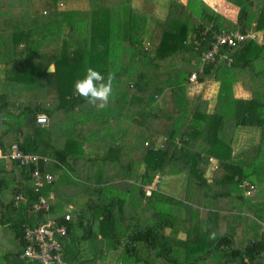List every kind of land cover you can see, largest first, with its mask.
Here are the masks:
<instances>
[{"label": "trees", "instance_id": "1", "mask_svg": "<svg viewBox=\"0 0 264 264\" xmlns=\"http://www.w3.org/2000/svg\"><path fill=\"white\" fill-rule=\"evenodd\" d=\"M76 1L79 0H27L26 12L24 17L20 16L19 25L11 27L7 19L11 17L6 13L7 18L0 20V33L11 41L6 44L8 42L0 39V56L11 66L5 75L19 74L20 64L15 63L16 59L33 63L35 74L50 79V83L53 80L52 87L58 100L56 104H45L24 94L25 97H21L24 101L32 98L35 103L24 102L18 111L11 112L9 108L14 106L15 94H0V151L9 153L10 147L17 145L24 153L48 159L46 163H39L38 168L53 179L50 185L35 192L33 166H17L15 170L10 161H0V226H7L22 246L25 229H33L38 223L55 217L58 226L67 227V237L62 240V246L69 264H96L95 259L86 257L71 239H75L77 235L73 234L79 230L85 234V240L95 239L99 235L95 226L102 235L104 225L111 227L116 246L121 247L119 264H149L154 260L152 250L158 252L156 256L166 264H264V201L246 198L238 188L245 180L264 183V0H226L228 6L234 5L238 9L236 24L225 20L222 13L213 11L202 0H195L196 7H193V0H188L186 5L172 0L164 18L155 21L150 41H145V38L151 17L133 8V0H86L89 9L80 13L57 8L73 5ZM27 7L41 17L38 24L26 21ZM9 13L13 14L12 11ZM44 30L50 31L49 40L43 34L39 36ZM253 30L258 34L257 40L222 48L213 63L202 67L201 58L210 49L214 37L221 33ZM117 40L122 47L132 48L135 77L133 74L131 78L138 84H135V90H128L130 100L121 105L123 109H126V104L134 108V127L126 137L131 142L124 141L123 145H136L135 154L142 160L136 163L139 167L137 173L132 170L134 167L130 161L112 166L118 168V176L124 172L125 178L136 179L140 184L132 197L120 202L118 214L113 211L115 201L99 198L97 202L87 203L91 224L84 226L81 217V223H76L72 217L63 222L64 214L59 213L61 207L56 214L58 204L52 200V187L56 186L53 173L54 170H62L67 175L73 174L67 158L72 157L70 145L77 141L75 137L68 138L66 147L63 145L61 149L52 145L51 139L48 140L51 135L48 118L55 111H65L70 120L69 111L83 107L86 101L74 94L75 81L83 78L88 67L99 70L106 77L110 72L108 51ZM34 43L37 51L33 49ZM47 48L54 50L50 52V60L46 61ZM174 57H179V68L170 69L162 63ZM51 64H54V70L49 73L46 70ZM186 64L191 68L184 75ZM193 73L197 75L195 83L214 81L219 85L215 104L208 111L207 102L198 101V97H193L184 87ZM240 77H243L242 81ZM239 83L251 93L249 99L235 97L234 87ZM166 90L170 92L167 95L172 107L153 111L154 97H165ZM137 105L141 106V112L137 111ZM38 116L46 118L45 126L36 123ZM238 127H254L261 131L260 142L246 152V161L232 155V137ZM116 151L114 147L106 149L104 161H109ZM249 153L252 156H248ZM211 157L218 161V169L208 180L204 167ZM8 166L11 169L7 170ZM183 172L188 176L184 200L170 198L159 191L145 195L143 185L156 183L158 186L162 178ZM98 181L109 186L111 179L100 177ZM230 191H236L235 204L239 201L236 206L233 203L223 205ZM5 193H10L13 198L5 200ZM18 196L22 201H16ZM39 196L46 198L48 212L31 210ZM145 196L146 206L155 214L151 223L143 226L138 222L137 211L141 206L140 200ZM65 200L71 202L70 199ZM125 203L131 214L124 211ZM161 203L169 204V208L162 210ZM197 204L200 205L194 206ZM210 210L215 211L213 215L219 232L211 240L204 230ZM179 215L197 222L195 235L200 233V236L199 239L196 236L191 238L187 231L180 247L176 245L174 249L175 246L169 247L166 243L164 230L173 227ZM116 223L120 228L112 226ZM235 227H246L248 231L237 240ZM124 240L127 241L121 244ZM206 240L209 241L206 243ZM18 255H15V264H30L19 260Z\"/></svg>", "mask_w": 264, "mask_h": 264}, {"label": "crops", "instance_id": "2", "mask_svg": "<svg viewBox=\"0 0 264 264\" xmlns=\"http://www.w3.org/2000/svg\"><path fill=\"white\" fill-rule=\"evenodd\" d=\"M16 1V0H15ZM27 1V0H25ZM81 1V0H80ZM142 2L145 1H150V0H141ZM172 0H170L169 2H171ZM179 2H181L182 4L186 5L188 0H178ZM203 1V0H202ZM221 2H224L222 4H219L217 11L219 13L224 14V12L226 10H228V4L225 3L224 0H221ZM132 3H135V0L132 1ZM77 4V2L73 3ZM206 4V3H205ZM209 7V6H208ZM211 8V7H209ZM212 9V8H211ZM213 10V9H212ZM10 11H14L13 9ZM9 11V12H10ZM214 11V10H213ZM9 12H3L1 10L2 14H8L10 15V17H12V15L14 14V19L13 21L16 22V24H14V26L19 25V20L21 19L20 16L24 17L25 14L15 11L13 14L9 13ZM225 15V14H224ZM226 16V15H225ZM4 19H6V17L4 16ZM237 19V18H236ZM157 20V18H151L150 19V23L148 25V28H151V26H154L155 21ZM231 23H235V21L232 20H228ZM13 26V27H14ZM252 30V29H251ZM150 35H151V31L148 30V33L146 32V38L145 41H150ZM114 45L112 46L111 49H109L108 51V55H109V62L111 63V68H110V72H114L115 73V80H114V85H118V86H125L126 84H128L131 81V76L134 74V63L131 60V55H130V51L128 48H124L122 47L119 43H117V41H115V43H113ZM132 50V48H131ZM113 53V56L110 60V53ZM2 59H0V65L1 64ZM47 61V60H46ZM193 61L191 62V64L193 65ZM49 64V63H46ZM51 66L54 67V64H51ZM1 67V66H0ZM148 69H150V67H147ZM146 68V69H147ZM241 81L243 80V77H240ZM2 80V77L0 75V82ZM189 81V80H188ZM240 81V83H241ZM190 82V81H189ZM192 83V82H190ZM205 83H207V86H212L214 85L216 82L214 81H206ZM237 84L234 87V92H235V97L243 99V100H247L250 98L251 93L248 92L247 90H245L241 84ZM192 84H196V83H192ZM217 84V83H216ZM219 86V85H218ZM215 87V92L214 95L209 98V92H205L204 94H200L198 92V90H195L192 94L193 97H198V101L203 102V101H208V104L211 106L209 108H207V110H210L211 108H213L215 101H216V95L218 92V88L219 87ZM200 88V87H199ZM206 87H203L202 89H205ZM3 93V91L0 90V94ZM21 97H25L24 95H20V96H16L13 98V102H14V106L10 107L9 110L11 112H15L18 111L20 106H22L21 104L24 102H28V101H24ZM112 97V98H111ZM110 97V110L108 111H100L97 109H87V107H84L83 109V113L79 112L78 108H76L73 111H69V113L71 114V119L68 120L67 119V114L65 113V111H55L54 115L49 119V123L48 126H50V132L51 135L49 134L48 136V140L52 142V145H55L56 148L61 149L64 145V147H66V142L67 139H72V138H76L77 143L71 144L70 149H71V154L72 157H68V163L67 165L71 166V170L73 171V174H66L64 173L62 170H54L53 173V177H54V182L55 185L54 187H52V192L54 194V197L52 200L53 203L58 204V206L56 207L57 211L56 214L58 212V207H61V211L59 213L61 214H69L71 215V217L73 218V221H75L76 223H81L80 222V217L82 219V224L84 226H86L87 224H91V217L89 216V218H85V212L84 210H82L80 213L78 214H74L73 212H71L68 208H64L65 205L68 204H72V202H66L65 199H69V197H71L73 194L81 192V193H85L89 195V202H97L98 199L100 198L101 200H105L108 201L109 199L112 201H115L116 206L113 208V211L115 210V213L118 214V207L120 206V202L121 201H126V198H130L133 196L134 191L137 192L136 188L137 186L140 184L139 181H135L136 179H128L125 178V173L123 172L121 174V176L117 174V167L116 166H112V165H121L124 161L128 162V156L130 154H132L133 152L135 153V148L136 145H123L124 141L126 143L129 144V142H131V139L128 138L126 139V137L130 134L131 129L134 127V123L133 121V113H134V108L133 105H129L126 104L123 109L121 107L122 103L126 100L129 101L130 99V95L128 94V91L126 88H124L123 90H117L112 96ZM21 98V99H19ZM19 99V100H17ZM56 97L52 98L50 100V102H53L54 104H56L58 102V100L56 101ZM160 100H164V96H161ZM167 100V99H166ZM49 101H47L46 103H48ZM160 102L159 100L155 101V105H153V111H158L160 108L161 109H167L164 106H160ZM16 103H20V104H16ZM35 103V101H34ZM45 103V104H46ZM137 104V103H136ZM208 105V106H209ZM137 107H141L140 105H137ZM165 107V108H164ZM128 108H131L132 110H129ZM123 109V110H122ZM239 130V131H238ZM240 132L241 135L240 137L234 142H231V148H232V155L237 156L235 153V151H242V150H246L247 148H252L253 146H256L259 142H260V137H261V131L260 129L258 130V128H254V127H250V128H244V127H238L235 132ZM247 134L248 137L247 138H243V135ZM80 137V138H79ZM250 139V140H249ZM115 142L116 145H110L113 144ZM121 144V145H120ZM69 145V144H68ZM233 146V147H232ZM117 148L118 151H116V154H114L113 156H111L110 160L108 161H104L103 157L105 156L106 153V149L108 148ZM233 149H234V153H233ZM250 150V149H249ZM245 157L246 153L244 154ZM248 156H252L250 153ZM100 158V160H102V171H96L97 169H95V166L97 165V160ZM203 160H204V156L202 155ZM240 159H242V156H239ZM210 160L207 161L208 165L206 164L205 168V174L207 173L208 176L205 175L206 179L211 180L214 172L218 169V167H216V169L214 168L215 165L218 166V161L211 157ZM104 163H106L104 165ZM12 169L15 168V170L18 169V167L15 165L11 166ZM11 167H6L7 170L11 169ZM111 168L115 169L112 170ZM111 169V170H110ZM87 172L91 173V181L89 184H82V180L83 177L85 176V174ZM111 172V174H110ZM74 175V176H72ZM133 175V174H131ZM109 178L111 179L110 183L108 184L109 186H103L102 184H99V178ZM187 173L183 172L179 175H175V176H169V177H164V179L161 181V187L160 185L157 186V184L155 183L156 186V191L158 190V187L161 188V190L164 193L170 194V195H174L176 192H179L182 194V200H184V197L186 196V191H187V182H188V178H187ZM118 178V179H115ZM77 179V180H76ZM76 181V182H75ZM243 182H247L250 183L254 186V191L252 193L251 196H247L244 192V189L241 187V184ZM137 184V185H136ZM127 187V188H126ZM238 188L241 190L242 195L246 198H250L252 200H257V201H264V189H261V198L255 197L254 193L257 190V184H255L252 181H242L239 185ZM55 190V191H54ZM195 190L196 187H195ZM215 190H220V189H215ZM161 193V191H159ZM236 192V191H235ZM234 191H230L231 194H227L226 198L223 201V205L225 204V206H229L231 205V203L234 204V206H236L238 204H235V196L237 195ZM257 196V195H256ZM146 196L144 199L140 200L141 202V206L137 211V219L140 218L138 220L139 223H142L143 226L147 225V223H151L152 221V216L155 214L154 211H152V209L148 206H146V208L144 207L145 205V200H146ZM63 201V202H62ZM200 204L194 205L196 207H198ZM125 207H128L127 203H125L124 205ZM193 206V207H194ZM213 209V208H211ZM86 210V208H85ZM127 212L129 211V208L126 210ZM224 212H226L225 210H223ZM214 212L213 210L208 211L207 214V218H206V224H205V235L208 234V236H206L207 238H209V240H211L212 238H210V233H214L216 235H219V232L217 230L218 228V222H215V217H214ZM54 216V215H53ZM182 219H185V221L183 222ZM197 222H192V220L188 217L185 216H178L176 218V221L174 223L173 227L170 228H165L164 230V237H165V241L168 244V246H175L174 249H176V245L180 247V245L182 244L183 241V236L184 234H187V231L190 232L191 234V238L194 236H196V230H197ZM118 228H120V225L118 226ZM129 228V226H128ZM226 230V229H223ZM248 231V229L245 227H235V236L237 238V240L246 234ZM225 232V231H223ZM222 232V233H223ZM77 235L75 236V239H71L72 244L77 248L78 247V243H80V241H83L86 239L85 234L82 233L80 230L77 232H75L73 234ZM214 235V237L216 236ZM187 236V235H186ZM200 233L196 236V238L199 239ZM74 240V242H73ZM206 240V243L209 241ZM244 241H247L244 240ZM0 242L1 243H5L4 241V235L3 233H0ZM178 242V243H177ZM18 245L19 243L16 242ZM7 244V242H6ZM117 247L120 246H116L115 243V249H117ZM18 253L20 251V245L18 248ZM16 251V252H17ZM84 255L91 253L90 248L87 246L84 248ZM121 249L118 250V257H119V253H120ZM14 252L13 254H10L9 252H5L2 250L0 256H1V260H4L3 263L4 264H15V257H13L14 254H18ZM152 257H154V260L152 262H150L149 264H166L165 260L160 259L158 256H156L158 254V252H154L152 250ZM92 259V258H91ZM115 264H119V258L115 259ZM206 264H211V262H207Z\"/></svg>", "mask_w": 264, "mask_h": 264}, {"label": "rangeland", "instance_id": "3", "mask_svg": "<svg viewBox=\"0 0 264 264\" xmlns=\"http://www.w3.org/2000/svg\"><path fill=\"white\" fill-rule=\"evenodd\" d=\"M169 1L170 0H150V1L142 2V1H139V0H135V3L133 4V8L138 9V11L147 14L148 17L157 18V19L161 20L162 18H164L165 14L167 12L166 9L169 7V3H170ZM224 1H226V0H224ZM25 2H26L25 0H16V1L15 0H0V8L2 9L3 12H9L10 11L9 9L11 7H13L14 8L13 9L14 10L13 13L15 11H18V12H21V13L24 14L26 12ZM76 2H77V4H74V5H67L66 7L65 6H63V7L57 6V8L58 9L60 8L59 10H61V11H69V12L70 11H74V12H79V13L89 9L88 2L86 0H81V1L79 0V1H76ZM203 2L206 3L207 6L211 7L217 13H219L217 11V8H218L219 4L224 3V2H221V0H203ZM195 3H196V1L193 0V2H192L193 7H196ZM232 6H228V8H227L228 10H226L224 12V14L226 16L224 14H222V16H223V18L225 20H232L233 19V21H235L234 24H236V22H237L236 18H237V14H238V9L234 5H232ZM27 9H28L29 13H28V16L26 17V21L28 23H37L38 24V21L41 19V17H39L38 15H34L30 11L29 7H27ZM4 16H5V14L0 13V20H3ZM7 19L11 23V27H12V25L16 24V22L13 21L14 14L12 15L11 18H7ZM35 21H37V22H35ZM152 29H153V26H151V28L149 30L152 31ZM42 34L47 37V40L50 39V31H45V30L41 31L39 36H42ZM257 37H258V34H257ZM0 39L5 40L6 42H8L6 44H9L11 42L10 40H7L5 38V35H3L2 33H0ZM35 39L37 40L36 37H35ZM40 42H42V40H40ZM117 43H120V42L117 40ZM35 44L36 43L32 44V46H34L33 49L36 50L37 46ZM49 45H50V42L46 46L49 47ZM38 46H39V44H38ZM42 50L45 51V48L43 47ZM52 50H54V49L53 48L52 49H50V48L46 49V52H48V53L44 56L45 60H50V52ZM129 51H130V55H132V57H133L134 56L133 53H132L133 51L131 49H129ZM151 51H153V47L151 48ZM112 56H113V53L111 52L110 53V60H111ZM3 58H4L3 56H0V59H2V61H1L2 65H0L1 66L0 67V75L2 77V80L0 82V90L1 91H3L4 93L5 92H13L15 94L14 97L20 96V95H24V94H28V95L36 98L38 101H41L43 103H46L47 101L50 102V100L52 98L56 97V93L54 91V87H52L53 80H52V83H50V79L42 78V77L38 76V74H35L33 72L34 69H35V66H34L33 63L28 64L27 62L25 63L24 61H22L23 59L21 61L16 59L15 63L17 62L18 64H20V67H18L17 64H16V68L18 67V69H19V74L18 75L7 76V75H5V73H7V71L9 70V68L11 66H10V64H8L7 60H5ZM33 58H34V56H33ZM19 59H21V58H19ZM107 62H108V66H109V69H110L111 68V63L109 62V59L107 60ZM162 63L167 68H170V69H172L173 67H176V69H177L181 65L179 57H174V58L167 59V61L162 62ZM226 66H229V64H227ZM134 68H135V65H134ZM190 68H191V65L186 64L183 67V70H184L183 74L185 75L187 70L190 69ZM53 70H54V68H53ZM26 74L28 76L25 77ZM32 74H34L35 76H32ZM133 77H135V74H134ZM135 84L138 85L136 83V81L134 79H132V78H131V81L128 84H126L125 86H118V85H114V83H113V94L117 90H123L124 88H126L127 91L129 89L130 90H135V88H134ZM217 86H218V84H216V83L214 85H212V86H209V87L207 86V83L192 84V83H190L188 81V79L185 81V85H184V87L191 94H193V92L195 90H198V92L200 94H204L205 92H209L210 93L209 94L210 95L209 98H211L214 95L215 87H217ZM131 87H133V88H131ZM203 87H206V88L202 89ZM167 93L170 94V92L168 90H166V94H165V97H164L163 101L160 100L161 96H158V98H156V97H154V98H155V100L161 101L160 102V106H164L165 105V107L169 109L170 107H172V105H171V102H170V96H169V94L167 95ZM34 101L35 100L32 101V98H31L28 102L33 104ZM23 104L24 103H22V106H23ZM208 105L209 104H208V101H207V108H209L211 106V104L209 106ZM84 107H87L88 110L89 109H93V110L96 109L94 106H92V105L88 104L87 102H85L83 107H81V108L79 107L78 108L80 110V112L83 113ZM137 108H138L137 111L141 112L142 108L141 107H137ZM108 110H110V104H108L106 108H104L103 110H100V111H108ZM7 121H9V120H6L5 122H7ZM2 127H4V126H2ZM244 128H250V127H244ZM238 131L234 132V136L232 137V141L234 139V142L241 135V133L238 132ZM244 137L247 138L248 135L244 134L243 138ZM157 144L161 145L159 140H157ZM249 149H251V147L247 148L246 150H242V151H238L237 150V151H235V153H234V149H233V153L236 154L237 156H242V159L246 161L247 158L244 156V154ZM128 159H129L130 163L134 167V168H132V170L135 173H137L136 169H139V167L136 165V163L139 160H142V158L137 157V155L133 152L132 154H130L128 156ZM96 164H97L95 166V169H97L96 171H99V172L102 171L103 163H102V160H100V158L97 160ZM205 175L208 176L207 173ZM172 176H175V175H172ZM166 177H169V176H166ZM90 181H91V173L87 172L85 174V176L83 177L82 184L83 185L89 184ZM160 187H161V185H160ZM160 187H158V190L161 191V193H163V194H165L167 196H170V198H174V199H177V200H182L181 199L182 198V194L181 193L176 192L174 195H170V194L164 193L161 190ZM261 189L262 190L264 189V183L257 184V190L254 193L255 197H258V198L262 197ZM73 196L74 197H71V198L69 197V199L72 202V204L65 205L64 208H68L74 214H78L82 210H84V212L86 213L85 214V218H89L90 214L88 213V211L85 210V208L87 209V203H88V200L90 198L89 195L85 194V193L78 192V193H75ZM12 198H13V196L10 193H5L4 194V199L5 200L8 201V200H10ZM144 202H145L144 207L146 208L147 200H145ZM160 207H161L162 210L168 209L169 208V204L161 203ZM128 208L129 207H125L124 206V211H126ZM127 213L131 214V210H129ZM53 219L57 220V219H55V217H51L50 218V220H53ZM64 221H65V215H63V222ZM112 226H114L116 229H118V223H116V224H114ZM95 230H97V233L99 234L98 237L95 238V239L91 238L89 240L80 241V243H78V247L84 253L85 252L84 248L88 246L90 248V250H91V253L86 254V257H88L90 259L91 258L95 259L96 264H114L115 261H116L115 259L119 258L117 251L121 249V247H117V249H115V236H114L115 233L113 232V230L111 229V227L109 225H104L103 226L102 235L100 233V230H99L98 226H95ZM0 233H3L4 241H5V243H1L0 242V254H1L2 250L5 251V252L7 251L10 254H13L14 252H16L18 250V248H19V245L16 243L17 240L14 238L13 232L7 226H0ZM249 239H251V238H249ZM126 241L127 240L122 241L121 244H124ZM6 242H7V244H6ZM16 253H18V251ZM15 255L16 254H14L13 257H15ZM1 259L2 258L0 256V264H4L3 263L4 260H1Z\"/></svg>", "mask_w": 264, "mask_h": 264}, {"label": "built area", "instance_id": "4", "mask_svg": "<svg viewBox=\"0 0 264 264\" xmlns=\"http://www.w3.org/2000/svg\"><path fill=\"white\" fill-rule=\"evenodd\" d=\"M257 33L254 31L241 33L239 31L231 33H221L214 37L213 42L210 44V49L202 56V67L205 64H210L220 56L222 48H233L238 44H242L247 40H257ZM230 63V60L229 62ZM201 67H199V71ZM197 75L193 73L189 77V81L196 82ZM36 123L41 126L46 125V118L44 116H38ZM8 160L13 165L20 167H31L32 178L35 185V192H39L44 186L50 185L52 176L49 174H43L39 170V163H46L48 159L42 158L36 155L27 154L19 150L17 145L10 147L9 153H2L0 151V161ZM41 161V162H40ZM211 161V159H210ZM216 165L214 168L216 169ZM241 187L247 196H251L254 191V186L250 183L243 182ZM143 191L146 196H149L153 191H156L155 184L143 185ZM52 197V194L50 195ZM16 201H22L18 196ZM33 212H48L49 204L45 197L39 196L37 202L32 206ZM71 216L65 214V221H69ZM57 220H48L38 223L35 228L25 229L22 241L23 245L20 246L18 258L30 264H69L65 260L64 250L62 246V240L67 237V227L64 225H57ZM19 243V241H17Z\"/></svg>", "mask_w": 264, "mask_h": 264}, {"label": "clouds", "instance_id": "5", "mask_svg": "<svg viewBox=\"0 0 264 264\" xmlns=\"http://www.w3.org/2000/svg\"><path fill=\"white\" fill-rule=\"evenodd\" d=\"M114 80V72H109L105 77L99 70L88 67L83 78L75 81L74 94L97 110H103L109 104L110 97L113 94ZM214 235V233H210V238H214Z\"/></svg>", "mask_w": 264, "mask_h": 264}, {"label": "water", "instance_id": "6", "mask_svg": "<svg viewBox=\"0 0 264 264\" xmlns=\"http://www.w3.org/2000/svg\"><path fill=\"white\" fill-rule=\"evenodd\" d=\"M53 68H54V67L50 65V66L47 68L46 71L50 73V72H52ZM162 179H164V178H162ZM162 179H161V180H162Z\"/></svg>", "mask_w": 264, "mask_h": 264}]
</instances>
